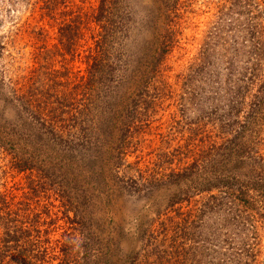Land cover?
<instances>
[{"label":"trees","instance_id":"1","mask_svg":"<svg viewBox=\"0 0 264 264\" xmlns=\"http://www.w3.org/2000/svg\"><path fill=\"white\" fill-rule=\"evenodd\" d=\"M182 1H153L143 45L128 0H2L0 156L28 192L0 186V264H112L111 215L130 199L155 206L132 264H199L211 247L205 264L261 263L264 0H218L177 83L198 122L173 120L156 160L128 161L135 133L176 95L164 65Z\"/></svg>","mask_w":264,"mask_h":264},{"label":"rangeland","instance_id":"2","mask_svg":"<svg viewBox=\"0 0 264 264\" xmlns=\"http://www.w3.org/2000/svg\"><path fill=\"white\" fill-rule=\"evenodd\" d=\"M154 0H128L125 4L129 11H131V28L134 30V34L139 43L144 45L146 40L151 38L152 34V20L148 16V10L152 7ZM216 4L218 0H183L182 1V19L179 21V34L177 37L178 42L173 51L168 55L167 62L164 65V74L166 81L170 83L171 87L175 90L176 95L172 99L166 101V105L162 108H158L153 119V129L148 132L144 138L140 140L135 137L138 136V132L135 133L130 145V157L128 161L131 163L138 162L140 167L146 166V162L154 161L157 158V152L160 148H163L162 139L165 134H169L171 131V125L173 120H178L179 124L177 129L183 127L181 131H185V127L189 128V123L194 127L198 122V112L196 108L187 107L181 108L178 104L179 94L183 92H189L190 87H186V84L182 90H180L178 83L179 76L182 73L187 72L188 67L194 61L199 54L202 43L211 28V25L216 19ZM2 6V0H0ZM90 5V4H88ZM90 10V8L88 9ZM184 12V13H183ZM29 13H24V19L28 17ZM151 21V24L148 22ZM10 22L6 21L0 26V31L6 29ZM55 29H50V34L53 38H56ZM31 49L28 48V52ZM28 64V63H27ZM76 65H80V61L75 62ZM84 68V65H82ZM178 85V86H177ZM202 87H206L203 83ZM203 89V88H202ZM185 90V91H184ZM188 95V94H187ZM189 96V95H188ZM208 100V99H207ZM186 104L190 102L185 101ZM208 104L205 106L207 107ZM8 117H11V113H7ZM0 156V186L2 189H12L22 197L28 192V178L25 173H18L16 170L9 168L8 159L1 158ZM133 173V172H132ZM201 196H197L195 199L201 201ZM60 205V202H55ZM155 206L151 202H144V200L130 199L128 202H124L120 211H114L111 213L115 222L113 230H117V250L114 252L112 258V264H132L133 259L142 252L141 243L138 239L140 225L146 220L155 216ZM264 235V233H263ZM213 238V237H211ZM200 240V237L198 238ZM263 254L260 257V264H264V238L262 241ZM215 247H211L209 254L206 252L197 258L201 262L199 264H205L204 260L207 258H213L212 251ZM216 249V248H215ZM203 250V249H201ZM155 257L158 255H154ZM203 257V260H202ZM191 261V260H190Z\"/></svg>","mask_w":264,"mask_h":264}]
</instances>
